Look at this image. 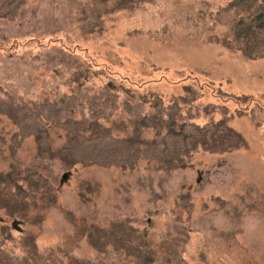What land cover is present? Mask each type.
<instances>
[{"label": "rangeland", "instance_id": "1", "mask_svg": "<svg viewBox=\"0 0 264 264\" xmlns=\"http://www.w3.org/2000/svg\"><path fill=\"white\" fill-rule=\"evenodd\" d=\"M119 1L25 0L13 19L0 17L2 93L18 104L79 88L111 90L121 101L184 97L179 102L192 108L194 121L226 118L250 146L201 151L192 167L171 171L146 159L133 168H69L58 157L41 158L33 136L13 147L17 127L0 115V196L29 205L14 215L0 204V243L13 249L32 234L44 264H134V257L98 250L86 235L96 225L113 236L122 225L131 244L147 231L152 264H174L177 255L189 264H264V57L224 44L232 22L223 9L231 0ZM97 130L133 133L120 111L99 119ZM51 137L57 150L67 131L51 127ZM28 169L50 180L56 204L39 196L34 204L22 192ZM187 193L188 208L178 204Z\"/></svg>", "mask_w": 264, "mask_h": 264}, {"label": "trees", "instance_id": "2", "mask_svg": "<svg viewBox=\"0 0 264 264\" xmlns=\"http://www.w3.org/2000/svg\"><path fill=\"white\" fill-rule=\"evenodd\" d=\"M24 3L25 0L9 1L0 8V17L13 19ZM223 10L232 22L231 39H224V44L250 59L263 58L264 0H231ZM179 99L187 101L184 97L166 101L156 93L121 101L119 94L111 90L91 93L79 88L53 101L18 104L0 89V115H6L17 127L11 138L13 147H19L25 138L33 136L41 158L58 157L69 168L76 165L133 168L146 159L155 161L160 169L171 171L192 167L196 154L201 151L224 154L249 148L247 138L226 118L199 124L194 121L196 115L192 108L183 107ZM116 111L128 120L132 134L118 136L97 130L99 119ZM205 111H209V106ZM51 127L67 131L66 143L57 150L52 146ZM147 129L153 130L150 138L143 134ZM21 178L25 181L22 192L34 204L38 196L44 203L56 204L55 189L47 177L28 169ZM4 182L10 185L15 181L10 178ZM190 197L189 193L182 195L178 204L190 207ZM20 199L13 202L0 196V204L11 214L22 215L29 205ZM213 200L221 199L213 197ZM122 228L119 225L112 236L94 225L87 228L86 235L94 247L119 260L134 257V264H152L155 250L147 239V231L139 244H131ZM176 259L174 264H189L180 255ZM0 264H44L35 236L24 234L13 249H6L0 243Z\"/></svg>", "mask_w": 264, "mask_h": 264}]
</instances>
